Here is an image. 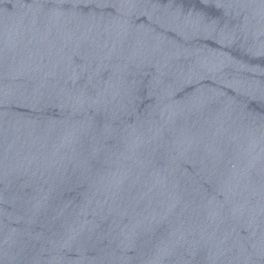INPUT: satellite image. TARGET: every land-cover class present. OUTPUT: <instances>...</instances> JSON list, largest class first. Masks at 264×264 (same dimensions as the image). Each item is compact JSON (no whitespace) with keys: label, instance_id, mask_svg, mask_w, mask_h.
Wrapping results in <instances>:
<instances>
[{"label":"water","instance_id":"1","mask_svg":"<svg viewBox=\"0 0 264 264\" xmlns=\"http://www.w3.org/2000/svg\"><path fill=\"white\" fill-rule=\"evenodd\" d=\"M0 264H264V0H0Z\"/></svg>","mask_w":264,"mask_h":264}]
</instances>
